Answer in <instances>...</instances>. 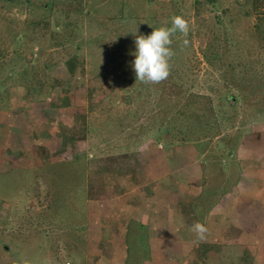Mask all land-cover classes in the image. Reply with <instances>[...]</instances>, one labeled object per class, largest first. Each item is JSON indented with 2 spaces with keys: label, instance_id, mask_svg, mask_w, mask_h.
<instances>
[{
  "label": "rangeland",
  "instance_id": "rangeland-1",
  "mask_svg": "<svg viewBox=\"0 0 264 264\" xmlns=\"http://www.w3.org/2000/svg\"><path fill=\"white\" fill-rule=\"evenodd\" d=\"M176 15L188 46L175 33L168 78L136 81V36ZM262 134L264 0H0V264H148L149 226L123 220L145 199L104 212L101 186H179L181 146L222 164Z\"/></svg>",
  "mask_w": 264,
  "mask_h": 264
},
{
  "label": "crops",
  "instance_id": "crops-1",
  "mask_svg": "<svg viewBox=\"0 0 264 264\" xmlns=\"http://www.w3.org/2000/svg\"><path fill=\"white\" fill-rule=\"evenodd\" d=\"M194 147H180L179 186L170 185V170L157 178L162 186H101L103 211L112 208L110 201L122 212L130 196L142 195L147 209L123 220L149 226L148 264H172L174 244L179 264H204L212 250L217 255L239 247L252 258L250 264H264V134L249 147L240 143L236 152L228 151L222 164L219 154L209 157ZM196 222L208 229L204 240L191 231Z\"/></svg>",
  "mask_w": 264,
  "mask_h": 264
},
{
  "label": "clouds",
  "instance_id": "clouds-1",
  "mask_svg": "<svg viewBox=\"0 0 264 264\" xmlns=\"http://www.w3.org/2000/svg\"><path fill=\"white\" fill-rule=\"evenodd\" d=\"M189 30V22L182 16L176 15L172 17L170 27H159L153 29L147 36H136L135 59L132 62L136 81L145 84H159L166 80L171 71V58L175 55L170 47L171 37L177 32L181 33L185 37L183 45L187 47ZM88 155L89 158L93 156L92 153ZM191 231L197 239L204 240L208 229L204 224L196 222L192 225ZM22 264H29V262L24 260Z\"/></svg>",
  "mask_w": 264,
  "mask_h": 264
}]
</instances>
